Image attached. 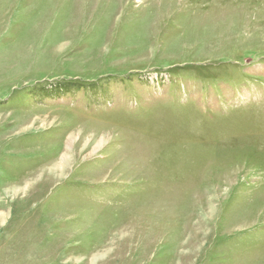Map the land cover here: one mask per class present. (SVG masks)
<instances>
[{"label":"rangeland","instance_id":"374dc122","mask_svg":"<svg viewBox=\"0 0 264 264\" xmlns=\"http://www.w3.org/2000/svg\"><path fill=\"white\" fill-rule=\"evenodd\" d=\"M0 264H264V0H0Z\"/></svg>","mask_w":264,"mask_h":264}]
</instances>
